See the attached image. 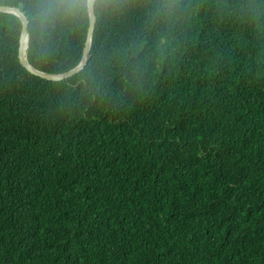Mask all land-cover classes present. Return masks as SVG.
I'll use <instances>...</instances> for the list:
<instances>
[{"label": "trees", "instance_id": "trees-1", "mask_svg": "<svg viewBox=\"0 0 264 264\" xmlns=\"http://www.w3.org/2000/svg\"><path fill=\"white\" fill-rule=\"evenodd\" d=\"M77 66L88 0L42 24ZM49 80L0 10V264H264V0H95Z\"/></svg>", "mask_w": 264, "mask_h": 264}, {"label": "water", "instance_id": "water-1", "mask_svg": "<svg viewBox=\"0 0 264 264\" xmlns=\"http://www.w3.org/2000/svg\"><path fill=\"white\" fill-rule=\"evenodd\" d=\"M89 3V10H90V24L88 28V37L86 41V45L84 47L83 51V57L80 61V63L72 68L68 72L64 73H49L45 71H41L37 68H35L28 60L27 58V48L29 46V30H28V23L29 20L25 13H23L19 8L17 7H11L7 5H0V10L1 11H6V12H12L18 14L24 22V27L23 31L21 34V40H20V60L21 62L32 72L37 75H40L43 78L49 79V80H62L66 77H69L76 72L80 71L85 64H87L89 57L91 56L90 54V48H91V43H92V38L95 30V24H96V15H95V0H88ZM25 40L27 41V48L25 49Z\"/></svg>", "mask_w": 264, "mask_h": 264}, {"label": "clouds", "instance_id": "clouds-1", "mask_svg": "<svg viewBox=\"0 0 264 264\" xmlns=\"http://www.w3.org/2000/svg\"><path fill=\"white\" fill-rule=\"evenodd\" d=\"M33 7L42 24H55L76 17L84 5L80 0H37Z\"/></svg>", "mask_w": 264, "mask_h": 264}, {"label": "bare ground", "instance_id": "bare-ground-1", "mask_svg": "<svg viewBox=\"0 0 264 264\" xmlns=\"http://www.w3.org/2000/svg\"><path fill=\"white\" fill-rule=\"evenodd\" d=\"M27 48V41L25 40V49Z\"/></svg>", "mask_w": 264, "mask_h": 264}]
</instances>
